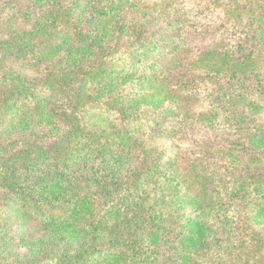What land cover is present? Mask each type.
Here are the masks:
<instances>
[{
    "label": "rangeland",
    "instance_id": "1",
    "mask_svg": "<svg viewBox=\"0 0 264 264\" xmlns=\"http://www.w3.org/2000/svg\"><path fill=\"white\" fill-rule=\"evenodd\" d=\"M217 27L225 31L218 43L227 50L224 58L245 59L252 52L264 60V0H0V264H117L112 250L132 249L118 239L111 244L117 231L129 237L122 240L135 237L150 248L157 232L166 250L189 246L195 224L189 217L179 222L176 241L170 240L176 232L163 231L177 222V213L190 214L191 163L187 153L179 161L173 157L180 148L173 140L179 130L172 128L183 117L190 123L183 141L202 144L230 131L236 116L218 111L212 118L186 117L176 102L160 98L165 78L155 71L181 39ZM247 27H258V34L239 52L235 31ZM108 49L120 54L100 61ZM191 53L184 67L193 61ZM224 90L213 95L221 98L235 87ZM260 98L264 117V94ZM155 123L166 129L157 136L146 131ZM128 139L135 140L131 150L115 157ZM192 143L181 151L191 152ZM257 154L264 159V148ZM148 159L159 169L142 175ZM252 178L264 180V172ZM258 185L264 193V184ZM122 190L130 201L111 204L108 198ZM137 203L145 214H137ZM164 203L172 204L171 220L161 216ZM148 205L156 206V215L152 228L143 229ZM250 205L241 209L243 220L259 212Z\"/></svg>",
    "mask_w": 264,
    "mask_h": 264
},
{
    "label": "trees",
    "instance_id": "2",
    "mask_svg": "<svg viewBox=\"0 0 264 264\" xmlns=\"http://www.w3.org/2000/svg\"><path fill=\"white\" fill-rule=\"evenodd\" d=\"M251 21L250 17L249 22ZM244 28L242 27L240 30ZM255 28L247 27L245 33L235 31V34H240L241 37L235 47L236 50L242 52V47H245L247 42L253 41L251 37L258 34V27ZM180 29L182 26L178 29L179 33L177 34L179 35L181 34ZM263 29L260 32L261 37L264 36ZM224 33V27H217L214 30L197 31L192 35L191 40L181 39L177 46L166 53L162 60V66L160 65V68L155 71H158L157 76L169 80L166 82L164 79L163 86L166 85V87L163 88V95L160 98L176 102L177 106L180 105L177 108L181 109L186 117H191V112L193 119L212 118V114L218 111H223L224 118L229 114L236 116L230 131L223 132L218 139L205 137L202 144L192 143V139L188 142L183 141L182 130L187 129L190 125V123L186 124L183 117L179 119L181 122L172 128L179 130V140H173L180 148L173 154V157L179 161L187 153L188 161L191 163L187 179L190 214L177 213V222L173 225H166L163 231L169 229L176 232L173 237H170L171 241H176L179 235L177 230L181 227L179 222L185 217H189L195 221L194 233L187 234L186 243L189 246L174 244L175 252L166 250L162 248L161 235L157 232V241L150 248V246L141 245V241L135 237L131 239L132 241L122 240L123 233L117 231L118 233L112 236L111 244L116 246L114 241L118 239L123 242L120 246L131 245L132 248V251L129 248L121 247L112 250L115 259L113 261L117 264H264V193L259 192L261 187L258 185V182L264 184V180L252 178L258 175L262 176L264 172V159H261V154H257L258 150L264 148V141H257L264 137V117L258 114L262 101L260 95L264 94V60L256 59L252 52L249 53L250 50L245 53H249L245 59H238V54H233L234 58L232 59L224 58V53L226 54L227 50L222 44H218L225 39ZM243 36L246 38V42H243ZM217 37L219 40L216 39ZM197 39L202 41L198 46L195 45ZM241 44L242 46H239ZM127 46L124 48H129ZM189 50L193 51L190 57L194 58L184 67L186 54ZM116 53V50L108 49L103 51L99 59L103 62L109 57H117L120 54ZM205 55L209 57L204 58ZM79 76L81 77L80 73L76 79L80 78ZM241 81L244 82L239 88ZM250 85L252 91L250 89L246 91ZM231 86L235 87V92L229 95L223 93L221 98L213 95L215 91L223 90L225 92L224 88ZM198 95H204L200 97V101L195 100ZM246 107L249 115L254 116L253 118H250L249 115V117L244 116ZM257 120L260 123H256ZM146 127V131L155 136L166 130L158 123ZM134 142L135 140L131 139L122 142L123 145L114 152V156L122 159L121 157L131 150ZM183 143H192L189 146L191 152L181 151ZM144 156L150 158L149 154ZM151 165L153 163L150 159L143 162L141 174L146 173L148 169L158 171L157 165L155 167ZM141 174L138 173L132 179L140 177ZM169 179L171 181L172 177ZM146 197L150 199L149 195ZM108 199L111 200V204L118 199L130 201L126 190H122L115 199L114 197ZM126 204L128 205V203ZM248 204H251L252 209L259 208V212L250 211L252 215L250 220H243L241 209ZM171 205L164 203L161 209V216L168 215L169 220L174 214ZM139 206L141 207L136 210L137 214H145L143 212L145 208L141 203L136 204V209ZM128 207L127 212L131 213V205L129 204ZM155 210L156 206L148 205L146 207V211H149L150 215L142 217L143 229L152 228L149 222L155 218ZM96 218L92 221L95 224ZM258 218L259 221H257ZM135 220L139 221L141 217L135 216ZM94 228H97L96 225ZM163 239L167 241V238L163 237ZM89 246L83 251L84 254L89 253L92 248ZM143 246L145 249H142ZM118 260L120 261L117 262ZM102 262L109 263V260Z\"/></svg>",
    "mask_w": 264,
    "mask_h": 264
}]
</instances>
